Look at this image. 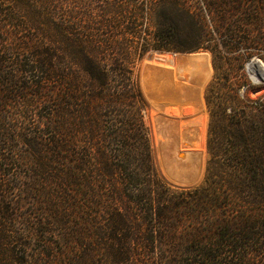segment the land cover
<instances>
[{
  "label": "trees",
  "instance_id": "trees-1",
  "mask_svg": "<svg viewBox=\"0 0 264 264\" xmlns=\"http://www.w3.org/2000/svg\"><path fill=\"white\" fill-rule=\"evenodd\" d=\"M258 5L0 0V264H264L254 154H238L240 173L214 163L204 185L171 195L141 116L125 110L150 50L213 52L208 24L230 53L264 47ZM42 106L48 140L33 126ZM34 204L37 216L24 210Z\"/></svg>",
  "mask_w": 264,
  "mask_h": 264
},
{
  "label": "rangeland",
  "instance_id": "rangeland-1",
  "mask_svg": "<svg viewBox=\"0 0 264 264\" xmlns=\"http://www.w3.org/2000/svg\"><path fill=\"white\" fill-rule=\"evenodd\" d=\"M264 1V0H263ZM252 7L248 8L251 9ZM261 16H264V5L256 6ZM146 25H144L145 27ZM253 28V26H250ZM208 32L210 36V44L217 45L215 51L210 49H199L190 53L206 52L210 55L212 75L207 88V100L210 105V123L207 139L208 163L207 169L201 182L193 188L177 189L171 185L162 175L155 154V147L152 139V128L150 125L149 105L141 87L140 65L144 58L153 50L146 52L135 63L134 68L129 76L128 87V106L125 108L128 116L135 119L137 115L141 116L144 128L147 129L153 165L157 173L159 181L168 188L171 195H178L181 192L192 191L204 185L210 168L216 163V168L221 169L226 176L236 171L238 173L245 170V162L238 154L248 150L254 154L259 170L258 180L254 181L257 191L251 195L250 200L264 202V131L256 129L259 124H264V80H260L258 75L253 72L250 65L255 61L264 64V47L259 50H242L230 53L224 49V44L228 41L226 36L216 33L208 24ZM208 36V37H209ZM189 37L180 38V42H189ZM173 54L171 52H165ZM178 54V53H175ZM189 54V53H180ZM229 59H235L229 61ZM214 60L216 69L214 68ZM251 69V70H250ZM47 108L41 107L39 113L35 115L36 132L40 130L44 135L43 138L48 140V129L44 124ZM33 127V128H34ZM24 136V135H23ZM31 136L27 137L30 138ZM33 144V142H32ZM35 145V144H34ZM141 146V145H140ZM34 149V146H33ZM215 153V154H214ZM214 155H216L214 157ZM53 167L58 168L56 165ZM25 173L23 170L22 173ZM30 172V171H29ZM28 172V174H29ZM219 180V178H216ZM224 186H235L239 184V180H233L225 177ZM49 184V183H48ZM248 186V184H246ZM46 188L45 186H43ZM51 187V186H50ZM50 191V190H49ZM241 196H248L247 191L241 193ZM38 200L35 199L33 203ZM28 202V201H26ZM36 204L24 209L30 212L35 209ZM264 209V207H263ZM43 211L48 212V205L43 206ZM35 216L39 215L37 209L34 210ZM264 215V210L262 212ZM39 248L40 245L34 246Z\"/></svg>",
  "mask_w": 264,
  "mask_h": 264
},
{
  "label": "bare ground",
  "instance_id": "bare-ground-1",
  "mask_svg": "<svg viewBox=\"0 0 264 264\" xmlns=\"http://www.w3.org/2000/svg\"><path fill=\"white\" fill-rule=\"evenodd\" d=\"M140 68L158 167L175 188H193L208 163L210 55L151 53ZM250 68L264 80V64L254 61Z\"/></svg>",
  "mask_w": 264,
  "mask_h": 264
},
{
  "label": "water",
  "instance_id": "water-1",
  "mask_svg": "<svg viewBox=\"0 0 264 264\" xmlns=\"http://www.w3.org/2000/svg\"><path fill=\"white\" fill-rule=\"evenodd\" d=\"M151 53H165V52H158V51H153V52H150L149 54ZM180 54V53H178ZM190 54H194V53H189V54H180V55H190ZM172 55H176L175 53H173Z\"/></svg>",
  "mask_w": 264,
  "mask_h": 264
}]
</instances>
